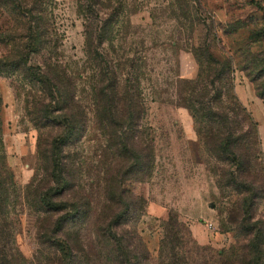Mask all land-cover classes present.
<instances>
[{"label": "rangeland", "instance_id": "1", "mask_svg": "<svg viewBox=\"0 0 264 264\" xmlns=\"http://www.w3.org/2000/svg\"><path fill=\"white\" fill-rule=\"evenodd\" d=\"M39 6L0 0V264H264V0Z\"/></svg>", "mask_w": 264, "mask_h": 264}, {"label": "trees", "instance_id": "2", "mask_svg": "<svg viewBox=\"0 0 264 264\" xmlns=\"http://www.w3.org/2000/svg\"><path fill=\"white\" fill-rule=\"evenodd\" d=\"M35 1L40 2V6H39V10H38L39 13H41V14L45 13L46 10H45L43 4L44 3H48V0H35ZM38 17H39L38 18L39 21H37V23H39L41 25L43 23L44 18L42 16H40V15H38ZM41 28L44 29V27H41ZM36 29L38 30L40 28L37 27ZM65 107H66V105L62 106L59 111H60L61 115H66L67 116V114H65V112L67 111V109ZM242 112L244 113V110ZM65 119H67V118L65 117ZM247 134H249V135L251 134L252 135L251 136L252 140H254L255 143L258 142V133H257L256 129H255V131L253 133H252V131H249L248 133H245L244 135H247ZM204 137H205V141H207V143H209V139L212 137V134L211 133L206 134V136H204ZM229 139L232 140V142H233V139L237 141V140L241 139V136L238 137L236 135V132L234 131L231 134V136L229 137ZM68 142H69V138H61V140L58 141V144H63V143H68ZM227 145H230V144L227 143ZM64 221H65L64 219H60L58 221L57 228H58V230L60 229L59 231L62 230V227L64 225ZM230 223H233V222L230 221ZM252 230L253 229H251L250 231H252ZM256 238H258L257 245H261V243L264 241V237L261 236V232H257ZM64 242H65V244H64V247H62V252L65 253V250H66V254L64 256V259L61 260V264H66L67 261H69L68 257H71V246L67 243L66 239H64ZM118 242L120 243V241H118ZM119 243H116V244L119 245ZM122 264H131V263L129 261H125Z\"/></svg>", "mask_w": 264, "mask_h": 264}, {"label": "crops", "instance_id": "3", "mask_svg": "<svg viewBox=\"0 0 264 264\" xmlns=\"http://www.w3.org/2000/svg\"><path fill=\"white\" fill-rule=\"evenodd\" d=\"M261 136H262V143L264 142V135H263V132L261 133Z\"/></svg>", "mask_w": 264, "mask_h": 264}]
</instances>
